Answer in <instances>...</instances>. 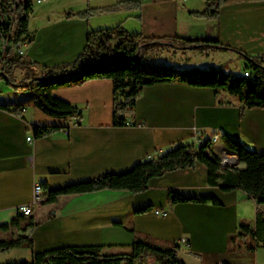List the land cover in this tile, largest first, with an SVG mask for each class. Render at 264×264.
<instances>
[{"label":"crops","instance_id":"obj_1","mask_svg":"<svg viewBox=\"0 0 264 264\" xmlns=\"http://www.w3.org/2000/svg\"><path fill=\"white\" fill-rule=\"evenodd\" d=\"M61 1L45 0L36 12L34 6L29 30L35 38L30 44L26 41L23 49L25 57L41 65L75 60L84 49L90 30L120 23L129 31L148 37L218 35L225 44L252 55H264V0L224 5L216 20L190 14L191 10H203L204 0H142L139 9L120 7L124 0ZM101 7L119 9L89 18L67 16L70 12ZM206 55V59L210 55L221 58L219 62L240 58L232 51ZM190 58L187 52L170 49L158 60L182 67ZM17 75L21 76V72L17 71ZM2 82L7 88L0 90V102L23 101L26 108L23 116L0 110V224L15 218L20 205L33 201L36 183H46L53 189L109 171L123 172L140 161L164 154L179 142L198 145L219 136L212 149L221 155L225 152L226 134L249 148L264 151V108L245 109L241 116L242 104L224 91L183 83L149 86L140 95L129 125L116 127L111 79L55 88V96L82 110L80 116L67 120L46 115L31 105L28 93ZM32 124L61 125L62 129L34 138ZM28 136L33 139L28 140ZM236 166L243 163L238 161ZM170 189L187 195L212 194L222 205H170ZM147 206L154 209L133 213ZM257 208L256 201L241 190L226 192L209 186L206 167L197 163L195 167L151 179L148 189L137 194L103 189L63 195L55 203L34 205L32 215L41 222L32 233L34 247L0 253V264L31 260L34 251L66 245H104L108 252L127 250L134 235L120 223L178 242L182 248L180 259L186 264H264V247L255 251L227 250L228 236L237 231L240 223L255 224ZM259 208L264 211V204ZM156 210L165 213L157 214Z\"/></svg>","mask_w":264,"mask_h":264},{"label":"trees","instance_id":"obj_2","mask_svg":"<svg viewBox=\"0 0 264 264\" xmlns=\"http://www.w3.org/2000/svg\"><path fill=\"white\" fill-rule=\"evenodd\" d=\"M252 0H204L203 10H191L197 18L216 20L224 5ZM14 4V5H13ZM120 7L139 9L142 0H124ZM116 7L88 8L70 12L67 16L89 18L115 11ZM34 12L33 0H0V38L7 41L1 55L0 81L4 80L14 90L28 93L31 105L46 115L67 120L80 116L82 110L68 100L57 97L53 90L58 87L81 85L93 79H111L113 82V125L124 127L135 116L136 105L144 88L156 84L183 83L193 87L212 88L235 97L241 104L240 115L245 109L264 108V55H252L244 50L223 43L218 35H181L148 37L141 32L129 31L121 23L112 27L90 30L86 45L78 57L67 63L41 65L17 51L20 42L29 44L35 38L29 30ZM14 13V19L10 15ZM194 50L203 54L214 51H232L246 65L241 74L225 69V65L200 68L180 67L176 63H159L167 50ZM21 72V76L17 75ZM248 72L249 75H246ZM23 101L0 102V110L23 116ZM62 129L61 125L32 124L34 138H42ZM207 138L198 145L179 142L164 154L136 163L123 172L109 171L96 177L50 189L38 205L55 203L60 196L90 193L103 189L127 190L133 194L145 191L151 179L168 172L203 164L207 169V184L222 191L241 190L258 205L255 224L242 222L236 232L228 236L229 252L255 251L264 247V151L245 146L239 139L223 135V155L213 151L219 141ZM224 154H235L243 166L222 165ZM170 205L177 203H211L222 205L212 194L187 195L176 190L168 191ZM153 206L136 209L133 213L152 211ZM35 216L20 212L9 222L0 224V253L14 248L34 247L32 233L40 225ZM134 235V241L123 251H105L104 245H66L43 251H34L31 260L3 264H186L180 259L178 242L156 238L123 224ZM1 233L9 235L4 238ZM111 247V246H110ZM125 247V246H123ZM198 256V254H195Z\"/></svg>","mask_w":264,"mask_h":264},{"label":"rangeland","instance_id":"obj_3","mask_svg":"<svg viewBox=\"0 0 264 264\" xmlns=\"http://www.w3.org/2000/svg\"><path fill=\"white\" fill-rule=\"evenodd\" d=\"M33 2H34V6H35V12L39 11L40 8L43 7V4L37 3L36 0H33ZM61 2H65V1L62 0ZM5 44H6V41L3 38H0V59H1V55H2L4 48H5ZM177 51L182 52V50H177ZM186 52H187V54H189L191 56V58H190L189 62L187 61V63L183 64V65H186L189 67L197 66L200 68H210L213 66H219L221 64H225V69L227 71H231L234 74H241V73H243V70H244L245 65H246L245 61L241 58H235L233 60H228V59L226 60L225 59V60H223V62H219L221 58L215 57L214 55H210L211 57L206 59V57H207L206 54H203V53H200V52H197L194 50H187ZM180 54H183V53H179V56H180ZM164 56L166 57V54ZM158 62L163 63L160 60H158ZM186 66H182V67L184 68ZM0 69H1V63H0ZM3 88H7V87L2 81H0V90L1 89L3 90ZM217 149H219V147H217ZM222 155L223 154H221V156ZM8 236L9 235H6L5 233H1V237L6 238ZM182 256H183V254H182ZM24 260H27V259H24ZM15 262H17V261H15Z\"/></svg>","mask_w":264,"mask_h":264},{"label":"built area","instance_id":"obj_4","mask_svg":"<svg viewBox=\"0 0 264 264\" xmlns=\"http://www.w3.org/2000/svg\"><path fill=\"white\" fill-rule=\"evenodd\" d=\"M18 0H16L17 2ZM45 0H36L37 3H42ZM14 5V4H13ZM11 20L14 19V13L10 15ZM6 41V40H5ZM7 41L5 46L7 45ZM26 44L25 42H20L17 46V51L21 54L24 55V46ZM246 75H249L248 72H245ZM28 140H32V136H28L27 137ZM232 159H239L237 157V155L235 154H231ZM44 194V188L40 183H36L34 186V193H33V201L31 203H27V204H22L18 207V211L23 214V215H30L33 213V206L38 204L41 200H42V196ZM157 214H164L165 212L162 210H156ZM183 242H186V240L184 239ZM146 264H154L153 262H148Z\"/></svg>","mask_w":264,"mask_h":264},{"label":"bare ground","instance_id":"obj_5","mask_svg":"<svg viewBox=\"0 0 264 264\" xmlns=\"http://www.w3.org/2000/svg\"><path fill=\"white\" fill-rule=\"evenodd\" d=\"M218 139V136H214L212 138L213 141H216ZM239 160L237 159H232V157L230 155L224 154L223 158H222V165L224 167L227 166H236Z\"/></svg>","mask_w":264,"mask_h":264},{"label":"water","instance_id":"obj_6","mask_svg":"<svg viewBox=\"0 0 264 264\" xmlns=\"http://www.w3.org/2000/svg\"><path fill=\"white\" fill-rule=\"evenodd\" d=\"M240 161V160H239Z\"/></svg>","mask_w":264,"mask_h":264}]
</instances>
